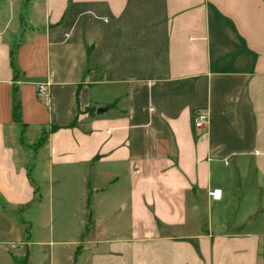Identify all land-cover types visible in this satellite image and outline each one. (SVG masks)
Here are the masks:
<instances>
[{
  "label": "crops",
  "instance_id": "1",
  "mask_svg": "<svg viewBox=\"0 0 264 264\" xmlns=\"http://www.w3.org/2000/svg\"><path fill=\"white\" fill-rule=\"evenodd\" d=\"M0 264H264V0H0Z\"/></svg>",
  "mask_w": 264,
  "mask_h": 264
},
{
  "label": "built area",
  "instance_id": "2",
  "mask_svg": "<svg viewBox=\"0 0 264 264\" xmlns=\"http://www.w3.org/2000/svg\"><path fill=\"white\" fill-rule=\"evenodd\" d=\"M36 99L45 105H48V95L47 91L44 85L37 86L36 93H35ZM207 123V115L205 111L199 110L193 113L191 116V127L193 130H198L203 128ZM208 195L212 199H218L219 197V191L218 190H212L208 193Z\"/></svg>",
  "mask_w": 264,
  "mask_h": 264
},
{
  "label": "trees",
  "instance_id": "3",
  "mask_svg": "<svg viewBox=\"0 0 264 264\" xmlns=\"http://www.w3.org/2000/svg\"><path fill=\"white\" fill-rule=\"evenodd\" d=\"M114 106V103L110 104V105H107V108L110 109ZM85 113H87L89 116L93 115V112H94V108L93 107H86L84 110H83ZM74 124V120L71 122V124L69 126H72Z\"/></svg>",
  "mask_w": 264,
  "mask_h": 264
},
{
  "label": "water",
  "instance_id": "4",
  "mask_svg": "<svg viewBox=\"0 0 264 264\" xmlns=\"http://www.w3.org/2000/svg\"><path fill=\"white\" fill-rule=\"evenodd\" d=\"M105 110H106L105 108H97V109L95 110V113H96V114H101V113H103Z\"/></svg>",
  "mask_w": 264,
  "mask_h": 264
},
{
  "label": "rangeland",
  "instance_id": "5",
  "mask_svg": "<svg viewBox=\"0 0 264 264\" xmlns=\"http://www.w3.org/2000/svg\"><path fill=\"white\" fill-rule=\"evenodd\" d=\"M32 178H33V176H32V174L30 173V174H29V179L32 180Z\"/></svg>",
  "mask_w": 264,
  "mask_h": 264
}]
</instances>
